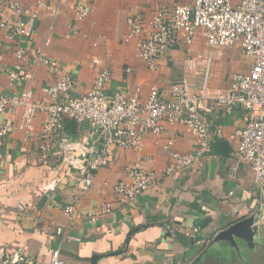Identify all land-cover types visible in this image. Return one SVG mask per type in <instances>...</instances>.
<instances>
[{"label": "crops", "instance_id": "1", "mask_svg": "<svg viewBox=\"0 0 264 264\" xmlns=\"http://www.w3.org/2000/svg\"><path fill=\"white\" fill-rule=\"evenodd\" d=\"M22 1L28 6L37 2ZM44 1L54 7L59 0ZM175 1L93 0L92 13L79 20L76 7L91 0H68L59 5L55 16L49 7L42 11L31 40L13 37L7 29H0V93L11 95L30 86L26 82L10 86V70L29 78L34 74L31 87L35 97H44L42 87L54 82L50 68L42 65L35 70L31 62L16 57L19 48H44L48 58L61 63L73 76L74 96L91 88L97 73L94 60L98 59L113 72L109 93L140 88L145 97L151 87H157L167 97L171 86L183 80L185 67L190 64L193 55L189 46L181 42L160 60L158 70L151 71L136 55L137 39L126 41L125 35L130 16L150 19L158 9H169ZM240 1L235 0V4ZM2 10L6 17L10 16L6 7ZM198 45L206 54L202 39ZM234 54L243 55L242 62L236 61ZM252 63L238 45L214 52L211 85L227 87L232 74L248 72ZM21 113L0 114V126L19 123ZM207 120L212 141L219 134L234 152V143L228 138L245 126L246 112L241 108L231 114L214 112ZM44 122L45 116L39 114L30 132L16 129L3 148L0 264H4L7 255L16 253L35 263L49 264L54 250L60 251L66 264H92L94 257H98L97 264H192L219 232L256 214L262 206L263 194L255 189L252 170L246 163L238 164L233 153L224 157L211 150L202 167L185 170L178 179L163 176L169 163V141L180 153L197 151L196 141L184 125L165 124L164 133L147 134L140 149L113 146L109 166L98 171L93 185L87 188L81 181L80 169L92 153L103 150V142L91 138L87 123L79 125L66 119L64 152L55 172L41 159L38 150ZM136 164L155 171L158 182L136 201L122 204L114 187L121 180L130 181L127 169ZM76 197L80 209L98 212L103 205L111 204L112 212L95 223L69 220L64 208ZM263 215L258 223L261 227ZM193 228L200 230V244L190 242L185 235V230ZM256 240L254 254H247L248 263L264 264V238ZM240 249L251 248L242 242ZM231 251L237 252L229 243L220 242L198 264H233L235 257L231 261L226 258Z\"/></svg>", "mask_w": 264, "mask_h": 264}, {"label": "built area", "instance_id": "2", "mask_svg": "<svg viewBox=\"0 0 264 264\" xmlns=\"http://www.w3.org/2000/svg\"><path fill=\"white\" fill-rule=\"evenodd\" d=\"M92 1L76 7L79 20L92 13ZM66 2L68 0H59L51 7L44 0H37L34 6L25 5L22 0H0V29H7L13 37L31 40L42 11L49 7L55 16L59 5ZM3 7L7 8L9 17L4 15ZM133 38L137 39V57L151 71L158 70L160 60L181 42L192 51L183 80L171 86L167 97H163L157 87H151L145 97L140 88L109 93L113 72L98 59L94 60L97 73L91 88L81 96H74L73 76L61 63L48 58L44 48L34 51L19 48L16 51L18 60L31 62L35 70L42 65L49 67L54 82L42 87L43 98H36L31 87L34 74L29 78L8 71L10 86L24 82L30 86L11 95L0 93V114L22 111L19 123L0 126V161L9 136L16 129L30 132L35 118L42 114L45 122L38 150L41 159L56 172L67 136L65 120L71 119L79 125L87 123L91 138L101 140L104 145L103 150L92 153L80 169L81 181L89 188L96 173L109 166L113 146L140 149L146 135H162L165 124L184 125L193 135L197 151L195 154L180 153L173 149V141H169V163L163 176L178 179L183 171L204 165L212 144L207 116L220 111L231 114L241 108L248 120L228 139L234 143L233 155L237 163H246L252 170L255 189L263 194L264 208V0H241L238 4L235 0H176L171 8L158 9L150 19L130 16L125 40ZM199 39L204 41L206 54L198 45ZM237 45L252 59L250 70L232 74L227 87H213L214 52ZM198 68L202 69L201 73ZM127 174L130 181L121 180L114 187L122 204L136 201L158 182L157 173L140 164L130 166ZM78 206L76 197L64 208L69 220L85 219L95 223L112 212L111 204L103 205L98 212H88ZM262 218L264 221V215ZM199 232V228H193L185 230V235L190 242L200 244ZM20 263L41 264L17 253L7 255L4 261V264ZM49 264H66L59 250L52 252Z\"/></svg>", "mask_w": 264, "mask_h": 264}, {"label": "water", "instance_id": "3", "mask_svg": "<svg viewBox=\"0 0 264 264\" xmlns=\"http://www.w3.org/2000/svg\"><path fill=\"white\" fill-rule=\"evenodd\" d=\"M215 152L224 157H231L233 153V147L231 144L219 134H216L213 138L210 151ZM263 203V202H262ZM262 205V204H261ZM263 214L262 206L260 210L249 217H246L228 229L219 232L206 246L202 254L192 263L198 264V262L206 255L211 248L220 242L229 243L238 253L241 252L240 243H246L251 249H254L258 242L257 238H264V228L259 226L260 217ZM98 257H94L92 264H97Z\"/></svg>", "mask_w": 264, "mask_h": 264}, {"label": "rangeland", "instance_id": "4", "mask_svg": "<svg viewBox=\"0 0 264 264\" xmlns=\"http://www.w3.org/2000/svg\"><path fill=\"white\" fill-rule=\"evenodd\" d=\"M234 59H236V61L238 60L239 62H242V60L244 59V57L241 54H234ZM215 87L216 88H221V87H217V86H215ZM253 251H254L253 249H247V250L246 249H242L240 253L231 251L234 254L233 255H230L231 252H230V254L227 253L226 258H227V261H231V258L232 257H235V261L233 262V264H249L248 261H250V259H249L250 257L248 258L247 257L248 256L247 254L248 253H252ZM253 254H254V252H253ZM254 259L255 258H254V255H253V258L251 260L252 263H254V261H255Z\"/></svg>", "mask_w": 264, "mask_h": 264}]
</instances>
